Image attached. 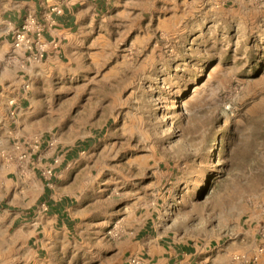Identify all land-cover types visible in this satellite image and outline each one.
Returning <instances> with one entry per match:
<instances>
[{
    "label": "rangeland",
    "instance_id": "obj_1",
    "mask_svg": "<svg viewBox=\"0 0 264 264\" xmlns=\"http://www.w3.org/2000/svg\"><path fill=\"white\" fill-rule=\"evenodd\" d=\"M98 26L0 104V264H151L127 253L147 206L177 264H264V0H115ZM35 178L78 190V229L27 223Z\"/></svg>",
    "mask_w": 264,
    "mask_h": 264
},
{
    "label": "crops",
    "instance_id": "obj_2",
    "mask_svg": "<svg viewBox=\"0 0 264 264\" xmlns=\"http://www.w3.org/2000/svg\"><path fill=\"white\" fill-rule=\"evenodd\" d=\"M114 2L115 0H0V92L3 95L0 98V104L7 103L11 107L22 109L24 105L31 103L28 89L22 86L21 76L26 75L17 66L5 64V58L13 47L15 29L23 23L29 13L41 17L49 6L56 3L60 4L64 10L61 15L57 16L58 22L46 29V36L49 39L58 40L60 47L51 49L42 64L32 66L29 70L31 77L37 79L44 71L63 69L68 60L74 57L75 50L83 53L85 43L99 28L98 16L109 11L110 4ZM5 93L7 97L4 96ZM34 185L40 191L39 197L37 196L38 200L42 198V201H48L49 210L53 212L49 213V210L43 212L39 209L34 212V217L32 216V220L27 223L35 229L40 226L55 228L60 223H63L60 226L63 230L65 227L69 232L73 228L78 229V216L72 214L70 209L73 207L70 204L78 200V190L69 188L63 182L57 183L55 189H47L46 182L37 178L34 179ZM147 207L144 212L139 213L143 218L140 220V227L132 236L136 239L133 241V247L127 249L128 255L143 253L152 261L151 264H177L179 255L186 257L190 253L184 249V246L177 243L172 246L173 250L171 245L164 243L166 239L154 236L157 229L155 212L151 211L149 206ZM28 213L31 212L23 209L17 213L15 220L27 218ZM134 214L138 215L136 211ZM102 231L104 232V228ZM141 234L143 236L138 238ZM179 249L184 250L180 252ZM123 264H129L128 260L125 259Z\"/></svg>",
    "mask_w": 264,
    "mask_h": 264
},
{
    "label": "built area",
    "instance_id": "obj_3",
    "mask_svg": "<svg viewBox=\"0 0 264 264\" xmlns=\"http://www.w3.org/2000/svg\"><path fill=\"white\" fill-rule=\"evenodd\" d=\"M63 11V7L56 3L49 6L41 17L29 13L23 23L15 29L13 47L5 58V64L7 66H17L24 74H28L31 66L41 64L51 49L59 48L60 42L49 39L46 36V29L58 22L57 16L61 15ZM25 86L27 88L30 87L29 83ZM49 144L53 145L54 141H50ZM31 147L32 149H37L38 144L33 142ZM4 153L8 157L7 159L14 162L13 164L21 163L29 156V152L25 150V146L20 142L11 143L4 149ZM53 170L54 166L51 163L44 174L53 175ZM49 207L46 202L42 204L41 208L49 210ZM262 252L263 249L258 252V256ZM129 262L130 264H148L146 260L136 256H131Z\"/></svg>",
    "mask_w": 264,
    "mask_h": 264
}]
</instances>
